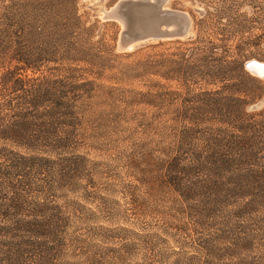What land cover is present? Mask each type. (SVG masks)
Instances as JSON below:
<instances>
[{"label":"trees","instance_id":"16d2710c","mask_svg":"<svg viewBox=\"0 0 264 264\" xmlns=\"http://www.w3.org/2000/svg\"><path fill=\"white\" fill-rule=\"evenodd\" d=\"M91 32L78 0H0V264H60L81 212L60 200H88L94 188L85 146L98 137L84 131V105L114 68ZM234 67L241 82L231 94L184 99L201 110L160 127L163 146L126 155L134 187L188 239L170 264H264V110L247 111L264 84ZM199 68L185 74L226 73Z\"/></svg>","mask_w":264,"mask_h":264},{"label":"rangeland","instance_id":"374dc122","mask_svg":"<svg viewBox=\"0 0 264 264\" xmlns=\"http://www.w3.org/2000/svg\"><path fill=\"white\" fill-rule=\"evenodd\" d=\"M119 1L78 0L79 14L92 28L90 42L111 51L114 69L100 81L105 87L84 105V131L98 137L85 149L99 174L88 200L81 193L60 200L81 210L60 264H170L174 251H189L188 239L155 210L154 201H147L146 190L134 187L137 181L125 172L126 155L144 143L158 149L163 146L157 137L160 127L173 125L178 111L201 110L199 102L184 99L231 94L232 85L241 82L234 64L264 84V78L245 67L249 60L264 62V0H168L165 8L190 17L188 36L150 40L126 52L117 50L121 23L102 18ZM190 65L226 73L186 75ZM263 110L264 96L247 107L249 112ZM131 193L148 202L147 214L133 203Z\"/></svg>","mask_w":264,"mask_h":264},{"label":"water","instance_id":"95a60500","mask_svg":"<svg viewBox=\"0 0 264 264\" xmlns=\"http://www.w3.org/2000/svg\"><path fill=\"white\" fill-rule=\"evenodd\" d=\"M167 1L120 0L109 11H103L104 20L118 21L123 27L117 50L126 52L150 40H174L188 36L190 17L184 12L165 8ZM245 67L254 76L264 78V62L249 60Z\"/></svg>","mask_w":264,"mask_h":264},{"label":"bare ground","instance_id":"6f19581e","mask_svg":"<svg viewBox=\"0 0 264 264\" xmlns=\"http://www.w3.org/2000/svg\"><path fill=\"white\" fill-rule=\"evenodd\" d=\"M260 70H262L260 67H259ZM263 71V70H262Z\"/></svg>","mask_w":264,"mask_h":264}]
</instances>
